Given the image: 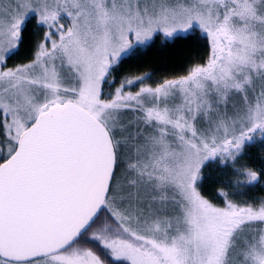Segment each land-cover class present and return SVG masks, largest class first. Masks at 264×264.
Returning a JSON list of instances; mask_svg holds the SVG:
<instances>
[{"label": "snow or ice", "instance_id": "1", "mask_svg": "<svg viewBox=\"0 0 264 264\" xmlns=\"http://www.w3.org/2000/svg\"><path fill=\"white\" fill-rule=\"evenodd\" d=\"M257 186L264 0H0V264H264Z\"/></svg>", "mask_w": 264, "mask_h": 264}, {"label": "trees", "instance_id": "2", "mask_svg": "<svg viewBox=\"0 0 264 264\" xmlns=\"http://www.w3.org/2000/svg\"><path fill=\"white\" fill-rule=\"evenodd\" d=\"M180 59L181 57L177 55L176 49H152L147 57V63L139 65L142 70H147L148 68H154L157 70V76L170 73L172 71L180 70ZM137 66L136 61H131L126 68ZM255 194L257 196L264 195L261 191V187L257 186L252 190L250 195Z\"/></svg>", "mask_w": 264, "mask_h": 264}]
</instances>
